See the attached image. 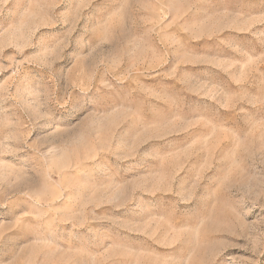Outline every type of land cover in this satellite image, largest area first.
Wrapping results in <instances>:
<instances>
[{
  "label": "rangeland",
  "instance_id": "374dc122",
  "mask_svg": "<svg viewBox=\"0 0 264 264\" xmlns=\"http://www.w3.org/2000/svg\"><path fill=\"white\" fill-rule=\"evenodd\" d=\"M0 264H264V0H0Z\"/></svg>",
  "mask_w": 264,
  "mask_h": 264
}]
</instances>
